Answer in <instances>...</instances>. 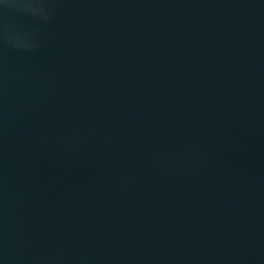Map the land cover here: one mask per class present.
Returning a JSON list of instances; mask_svg holds the SVG:
<instances>
[{
  "label": "water",
  "instance_id": "water-1",
  "mask_svg": "<svg viewBox=\"0 0 264 264\" xmlns=\"http://www.w3.org/2000/svg\"><path fill=\"white\" fill-rule=\"evenodd\" d=\"M0 264H264V0H0Z\"/></svg>",
  "mask_w": 264,
  "mask_h": 264
}]
</instances>
